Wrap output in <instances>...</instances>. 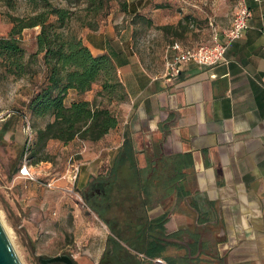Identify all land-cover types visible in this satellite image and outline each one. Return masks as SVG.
I'll use <instances>...</instances> for the list:
<instances>
[{
	"label": "crops",
	"instance_id": "1",
	"mask_svg": "<svg viewBox=\"0 0 264 264\" xmlns=\"http://www.w3.org/2000/svg\"><path fill=\"white\" fill-rule=\"evenodd\" d=\"M246 2L252 15L227 49L229 63L212 69L186 63L172 78L164 67L154 72L146 66L134 26L121 14L81 33L93 56L107 55L116 67L126 99L116 106L114 157L127 130L138 166L148 169L147 177L157 174L148 219L167 216L166 233L178 235L168 242L185 250L171 248L166 255L179 264H264V0ZM161 12L146 14L166 48L202 44L187 16ZM78 142L86 144L67 146ZM95 156L84 158L89 172L97 167Z\"/></svg>",
	"mask_w": 264,
	"mask_h": 264
},
{
	"label": "trees",
	"instance_id": "2",
	"mask_svg": "<svg viewBox=\"0 0 264 264\" xmlns=\"http://www.w3.org/2000/svg\"><path fill=\"white\" fill-rule=\"evenodd\" d=\"M64 1L66 6L53 0H24L25 13L9 15L8 36L0 37V68L15 78L32 77L36 73L31 63L24 61L19 36L25 29L39 28L35 45L44 78L27 102L26 114L32 122L47 121L40 128L32 125L35 137L31 154L39 155L34 164L47 161L44 148L50 141L67 146L76 140L93 144L104 139L117 127L116 106L126 99L111 58L93 56L81 39L84 30L97 31L112 14L123 15L133 25V19L125 17L129 14L126 0ZM112 3H117L119 10L111 12ZM141 19L151 26L147 18ZM180 27L181 22L176 28ZM160 30L169 32V28ZM96 84L99 89L86 100ZM112 103H116L113 110ZM148 172L138 166V153L130 134L124 131L107 174L91 182L104 190L103 195L84 198L110 232L97 264H151L154 259L179 264L177 258L166 255L171 248L185 250L168 242L178 235L166 233L167 216L148 219L151 188L157 179L155 170L149 177ZM188 247L192 255L193 246Z\"/></svg>",
	"mask_w": 264,
	"mask_h": 264
},
{
	"label": "rangeland",
	"instance_id": "3",
	"mask_svg": "<svg viewBox=\"0 0 264 264\" xmlns=\"http://www.w3.org/2000/svg\"><path fill=\"white\" fill-rule=\"evenodd\" d=\"M53 1L66 6L64 0ZM126 2L129 14L125 17L133 19L138 52L155 72L164 67L167 48L162 36L141 19L149 17L147 11L159 9L162 14L187 16L196 41L207 43L213 33L220 34L230 25L235 0ZM25 8L24 0H0V37L8 36V16H21ZM137 8L144 12L134 14ZM117 9L119 5L112 3L111 12ZM38 32L39 28L25 29L19 36L24 61L31 63L35 75L15 78L0 68V220L9 230L22 264H42L62 255L75 264H97L110 232L85 203L83 191L93 179L107 174L120 133L112 130L109 141L107 136L97 143L78 142L74 147L49 143L44 148L47 161L33 163L39 155L31 154L35 137L32 125L40 128L47 121L32 122L26 114L27 102L44 78L35 45ZM98 89L94 85L89 95L93 97ZM115 106L112 103L111 110ZM86 154L96 155L97 167L90 172L84 165ZM24 163L33 179L20 174Z\"/></svg>",
	"mask_w": 264,
	"mask_h": 264
},
{
	"label": "built area",
	"instance_id": "4",
	"mask_svg": "<svg viewBox=\"0 0 264 264\" xmlns=\"http://www.w3.org/2000/svg\"><path fill=\"white\" fill-rule=\"evenodd\" d=\"M251 15L252 12L246 0H235L230 26L220 34L213 33L209 42L195 47L183 46L178 42H173L167 48L168 57L164 63V76L167 78L176 77L179 67L186 63H192L200 69H212L227 65L229 63L226 58L227 49L231 43L243 36L248 28ZM262 34H264V30H262ZM20 174L33 179L26 163L20 168ZM47 186L50 187V185Z\"/></svg>",
	"mask_w": 264,
	"mask_h": 264
},
{
	"label": "water",
	"instance_id": "5",
	"mask_svg": "<svg viewBox=\"0 0 264 264\" xmlns=\"http://www.w3.org/2000/svg\"><path fill=\"white\" fill-rule=\"evenodd\" d=\"M45 263L74 264L68 256H56ZM43 262V264H45ZM0 264H22L6 230L0 220Z\"/></svg>",
	"mask_w": 264,
	"mask_h": 264
},
{
	"label": "flooded vegetation",
	"instance_id": "6",
	"mask_svg": "<svg viewBox=\"0 0 264 264\" xmlns=\"http://www.w3.org/2000/svg\"><path fill=\"white\" fill-rule=\"evenodd\" d=\"M103 193H104V190L102 188H99L95 184L90 183V185L83 191V197L86 199L89 197L94 198V197L102 196ZM147 212H148V210H147ZM151 220H153V219H151ZM104 247H105V245H104ZM62 256H66V255H62ZM42 264H43V262H42ZM45 264H63V263H45Z\"/></svg>",
	"mask_w": 264,
	"mask_h": 264
},
{
	"label": "bare ground",
	"instance_id": "7",
	"mask_svg": "<svg viewBox=\"0 0 264 264\" xmlns=\"http://www.w3.org/2000/svg\"><path fill=\"white\" fill-rule=\"evenodd\" d=\"M0 219H1V217H0ZM2 222H4V221H2ZM3 226H4V225H3ZM4 228H5V230H6L7 235L9 236V238H10V240H11V236H10V232H9V230L6 229V226H5Z\"/></svg>",
	"mask_w": 264,
	"mask_h": 264
}]
</instances>
